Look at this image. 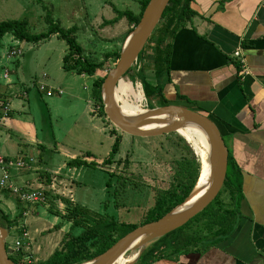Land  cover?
<instances>
[{"label":"rangeland","instance_id":"obj_1","mask_svg":"<svg viewBox=\"0 0 264 264\" xmlns=\"http://www.w3.org/2000/svg\"><path fill=\"white\" fill-rule=\"evenodd\" d=\"M44 6L52 11L53 18L62 27L79 28L76 36L85 50V55L98 62L103 61L107 53L121 51L131 29L125 19L114 26L106 25V21L116 17L114 8L136 14L141 11L140 0H43V5L37 0H0V21L27 19L32 34L46 32L48 24ZM11 37L8 35L3 40L1 59L9 50ZM22 49L24 54L20 58L19 67L14 68L15 74L22 85L31 91L29 99L15 98V108L20 103L25 104L26 111H30L35 119L42 143L44 140L40 155L37 154L39 148L35 146V152L28 149L31 156L27 154L28 157L25 158L34 156L32 159H35V164L32 166H40L45 171L54 170L64 160L60 153L55 152L57 148L60 152L67 151L80 159L90 154L93 157L91 162L94 163L76 167L79 171L71 173L72 180L65 178V183L57 181V190L54 193L42 186H28L33 190L47 191L48 204L27 208L21 206L26 213L17 221L16 227L9 231L7 246L14 248L21 238V232L26 231L29 237L21 238L20 252H15L22 251L26 260L40 262L46 261L56 250L62 248L64 237L72 225L66 218L69 207L72 209L79 205L92 214L114 217L119 222L141 224L148 210L154 206L157 196L178 185L182 171L180 163L192 161V169L197 164L177 133L155 138H134L119 131L106 116L102 117L100 109L92 99L93 84L98 79H105L118 60L106 61L104 69L96 76L82 77L76 72H66L63 69V58L68 53V46L57 36L40 43H24ZM134 67L133 72L126 75L124 80L135 87H141L144 94L140 80L133 79L137 74ZM45 76L47 77L44 78ZM37 82L59 89L63 95L49 98L41 92L39 96ZM22 90L21 87H16L14 96H22ZM149 105L156 108L160 102H152L145 97L142 107L149 109ZM15 116L18 117L19 114L15 113ZM117 136L122 138L120 153L114 164L105 165L103 163L109 159ZM51 142H56V145ZM11 155L10 158L18 157ZM2 168L3 165H0V182ZM15 173L17 172L13 173V181L20 186V181L17 180L19 175ZM111 175L112 187L108 189L107 183ZM118 177L126 179V183H119ZM68 189H72V194L68 193ZM1 191L0 188V195ZM65 192L68 193L67 196ZM71 195L75 202L71 201ZM222 199L228 200L225 191ZM60 200L64 205L60 206ZM66 200L68 204L64 202ZM0 208L11 214L12 218L18 215L19 210L14 201H10L9 205L1 204ZM57 213H61V216H57ZM83 231L84 227L74 230V234L79 235Z\"/></svg>","mask_w":264,"mask_h":264},{"label":"crops","instance_id":"obj_2","mask_svg":"<svg viewBox=\"0 0 264 264\" xmlns=\"http://www.w3.org/2000/svg\"><path fill=\"white\" fill-rule=\"evenodd\" d=\"M191 7L198 17L165 43L171 45L172 56L170 79L163 93L169 104L196 109L212 117L219 126L229 152L232 175L238 177L241 187L242 219L229 240L207 252L152 264H264V0H193ZM239 49L241 58L237 59L234 54ZM152 57L153 51L147 54L142 65L147 67L148 82L154 86ZM2 60L0 58V65L13 70L12 84L4 88L10 99L11 113L0 126V156L28 157L31 153L27 150L35 152V146L40 155L44 140L42 143L39 138L35 119L26 111L25 104L20 103L15 108V98L29 99L31 91L15 74L14 68L19 67L20 60L15 63ZM39 85L37 82L41 96ZM16 87H21L26 95L15 97ZM152 102L158 99L153 98ZM52 144L55 146L56 142ZM55 152L64 159L60 166L45 171L31 165L15 173L19 175L18 184L42 186L54 193L57 181L65 183L71 173H78L79 170L70 168L68 163L79 157L57 148ZM83 159L91 162L93 157ZM43 177L51 179L48 186ZM1 190L0 205L15 202L9 191ZM68 193L72 194V189H68ZM68 193L65 192V196ZM71 199L75 202L72 195Z\"/></svg>","mask_w":264,"mask_h":264},{"label":"trees","instance_id":"obj_3","mask_svg":"<svg viewBox=\"0 0 264 264\" xmlns=\"http://www.w3.org/2000/svg\"><path fill=\"white\" fill-rule=\"evenodd\" d=\"M37 1L43 5V0ZM192 1L171 0L170 5L164 12L162 24L154 31L134 67V72L137 74L134 75L133 79L137 78L140 80L146 99L152 101L153 98H157L160 102L159 106L169 104L165 99L163 90L170 79L172 49L170 44L165 45V43L168 39L173 40L182 29L186 28L188 24L193 22L194 18L198 17L191 7ZM149 2L150 0H140L141 12L139 14L114 8L116 17L106 21V25L114 26L121 20L126 19L131 25V29L128 31L129 36L139 24ZM44 8L48 30L40 34H32L30 32L27 19L0 21V49L3 48V40L8 35L24 43H40L49 40L52 36H57L64 40L68 46V53L63 58V69L66 72H76L79 75L93 77L104 69L106 61L115 59L117 62L120 51L107 53L105 59L101 62L87 57L83 46L78 42L76 36L79 28L77 26L68 29L62 27L61 23L53 18L52 11L46 6ZM151 51H153L152 58L154 64L152 70L156 79V85L154 86L148 82L147 67L142 65L145 57ZM131 72H133L132 69L127 75ZM103 83L104 79H98L94 82L92 88V99L100 109L102 117L105 116L102 100ZM151 106H148L149 109L153 108ZM112 134L116 135L117 133ZM179 138L184 142L185 149L189 150L192 154L197 167L191 168L192 161L180 163L182 171L179 176L178 185L173 186L167 191H162L157 196L154 206L148 210L146 218L141 224L119 222L114 217L92 214L85 208L76 205L72 209L69 207L70 211L66 218L72 225L69 233L64 237L61 249L56 250L46 261L34 262L32 259L26 260L22 251L21 253H19L20 251L15 252V254L10 256V259L16 264H83L104 254L120 239L140 225L155 222L181 205L192 193L198 182L201 173V163L191 146L184 141V138L181 136ZM121 143V136H117L109 159L104 161L103 164H114L115 158L120 153ZM86 158L92 157L88 154ZM89 164L92 165L94 163L76 158L70 161L68 166L70 168H80ZM112 176H110V180L107 183L108 189L112 187ZM120 181L123 182L122 185L126 183V179L118 177V182L120 183ZM43 182L48 186L51 179L43 177ZM224 191L228 195L227 201L222 199ZM13 197L15 198L16 208L19 210L18 215L12 218L11 214L3 212L0 208V227L8 231L15 228L17 221L24 216V209L21 208L23 204L17 197ZM242 200L243 196L238 177L232 175L229 165L225 185L216 200L184 227L151 243L137 264H152L165 259L176 260L183 255L207 252L211 248L229 240L237 231L242 219ZM65 202L69 203L67 200ZM57 214V216H61V213ZM83 227L84 231L82 233L79 235L74 234V230Z\"/></svg>","mask_w":264,"mask_h":264},{"label":"water","instance_id":"obj_4","mask_svg":"<svg viewBox=\"0 0 264 264\" xmlns=\"http://www.w3.org/2000/svg\"><path fill=\"white\" fill-rule=\"evenodd\" d=\"M171 0H150L139 24L127 37L118 62L104 79L102 100L108 121L122 133L134 138H155L178 133L189 124L199 126L207 135L209 143L208 163L211 185L207 193L193 206L182 209L193 194L161 219L140 225L124 236L104 254L83 264H115L130 251H138L136 264L148 246L154 241L184 227L192 219L208 208L222 191L228 173L229 152L223 134L209 115L190 108L169 104L150 109L147 113L131 117L124 115L116 99V90L127 73L136 65L154 31L160 25L166 8ZM167 117V118H166ZM150 125L164 127L147 129ZM181 208V209H180ZM9 231L0 227V264H16L10 259L14 250L7 248Z\"/></svg>","mask_w":264,"mask_h":264},{"label":"built area","instance_id":"obj_5","mask_svg":"<svg viewBox=\"0 0 264 264\" xmlns=\"http://www.w3.org/2000/svg\"><path fill=\"white\" fill-rule=\"evenodd\" d=\"M10 45V44H9ZM24 42L17 40L12 36V42L9 47L8 52L2 57L3 60L7 62L19 61L23 56V47ZM235 58H241V50L235 52ZM12 73L9 67L5 65H0V126L1 124L9 117L11 113L10 107V99L7 97L5 93L6 87L12 84ZM40 92L45 93L48 97H53L54 95H63V92L57 89L49 88L44 84L39 85L38 87ZM23 95H26L22 92ZM34 163V159L25 158V157H17V158H4L0 156V165H3V175L0 182V188L3 190L9 191L13 196L17 197L24 207L28 206H36V205H44L48 204L49 195L46 193L47 191L43 189H30L28 186H18L15 185L13 181V173H20L24 170H27ZM26 213V212H25ZM24 213V215H25ZM29 237L28 232H23L21 238ZM21 238L15 243L16 246L12 248L15 251H19V247L21 246ZM8 248V246H7ZM11 249V248H10Z\"/></svg>","mask_w":264,"mask_h":264},{"label":"bare ground","instance_id":"obj_6","mask_svg":"<svg viewBox=\"0 0 264 264\" xmlns=\"http://www.w3.org/2000/svg\"><path fill=\"white\" fill-rule=\"evenodd\" d=\"M116 99L121 112L126 116H140L151 109H144L142 107L145 101V96L141 87H135L131 82H127L124 79L120 82L116 90ZM164 126L165 125H150L147 129ZM177 134L184 138V141L191 146L201 163L200 180L193 194L182 207V209H185L195 205L207 193L211 185L208 163L209 143L206 133L199 126L194 124L187 125ZM128 254L131 255L127 257ZM128 254L121 257L115 264H129L138 257V251H130Z\"/></svg>","mask_w":264,"mask_h":264}]
</instances>
